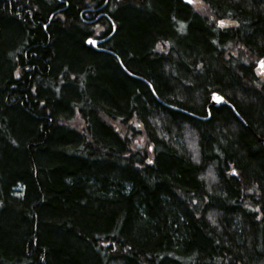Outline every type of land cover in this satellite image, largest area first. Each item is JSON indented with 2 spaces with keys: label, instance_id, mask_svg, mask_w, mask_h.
Segmentation results:
<instances>
[{
  "label": "trees",
  "instance_id": "obj_1",
  "mask_svg": "<svg viewBox=\"0 0 264 264\" xmlns=\"http://www.w3.org/2000/svg\"><path fill=\"white\" fill-rule=\"evenodd\" d=\"M204 5L0 0V264H264V0Z\"/></svg>",
  "mask_w": 264,
  "mask_h": 264
},
{
  "label": "snow or ice",
  "instance_id": "obj_2",
  "mask_svg": "<svg viewBox=\"0 0 264 264\" xmlns=\"http://www.w3.org/2000/svg\"><path fill=\"white\" fill-rule=\"evenodd\" d=\"M186 3L189 4V5H193V6L199 4V5H201L202 7H206V5H204V0H186ZM194 10L199 11V10H201V9H197V8L194 7ZM217 23H218V25H219L221 28L227 26V24H226V22H225L224 20H219ZM87 42L90 43V44H95V43H96V41L93 40V39H91V38H89V40H88ZM259 66H260L262 69H264V59H261V60L259 61ZM17 74H18V73H17ZM213 98L216 99L217 101H220V100L223 99L222 97H219V96H217L216 94H213ZM136 127H140V125H136ZM149 163H151V161H149ZM233 174H234V175H238V174L236 173L235 169H233Z\"/></svg>",
  "mask_w": 264,
  "mask_h": 264
},
{
  "label": "water",
  "instance_id": "obj_3",
  "mask_svg": "<svg viewBox=\"0 0 264 264\" xmlns=\"http://www.w3.org/2000/svg\"><path fill=\"white\" fill-rule=\"evenodd\" d=\"M97 43H98V42L96 41V43L94 44V46H95ZM216 95H217V94H216ZM217 96H219V95H217ZM219 97H221V96H219ZM209 100H210V103H211L212 105H214V106L221 105V104H228L224 99H222V100H220V101H217L216 99L213 98V94H211V95L209 96ZM263 143H264V141H263Z\"/></svg>",
  "mask_w": 264,
  "mask_h": 264
},
{
  "label": "bare ground",
  "instance_id": "obj_4",
  "mask_svg": "<svg viewBox=\"0 0 264 264\" xmlns=\"http://www.w3.org/2000/svg\"><path fill=\"white\" fill-rule=\"evenodd\" d=\"M95 41H97V42H99L98 40H95ZM93 46H94V44H92ZM211 94H217V93H211ZM211 94H209V96L211 95ZM217 95H219V94H217ZM209 96H208V101H209V105H212L211 103H210V100H209ZM220 96V95H219ZM222 97V96H221ZM223 98V97H222ZM224 99V98H223ZM225 100V99H224ZM226 101V100H225ZM227 102V101H226ZM212 106H214V105H212ZM218 106V105H217ZM263 141H264V139H259V142H261L262 144H263V146H264V143H263Z\"/></svg>",
  "mask_w": 264,
  "mask_h": 264
},
{
  "label": "rangeland",
  "instance_id": "obj_5",
  "mask_svg": "<svg viewBox=\"0 0 264 264\" xmlns=\"http://www.w3.org/2000/svg\"><path fill=\"white\" fill-rule=\"evenodd\" d=\"M196 7H198L197 5H196ZM200 8V7H199Z\"/></svg>",
  "mask_w": 264,
  "mask_h": 264
}]
</instances>
